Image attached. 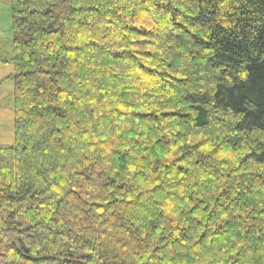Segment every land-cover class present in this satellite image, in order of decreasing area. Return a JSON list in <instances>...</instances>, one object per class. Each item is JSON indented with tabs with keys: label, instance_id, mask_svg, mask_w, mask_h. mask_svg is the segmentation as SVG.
Wrapping results in <instances>:
<instances>
[{
	"label": "trees",
	"instance_id": "16d2710c",
	"mask_svg": "<svg viewBox=\"0 0 264 264\" xmlns=\"http://www.w3.org/2000/svg\"><path fill=\"white\" fill-rule=\"evenodd\" d=\"M9 4L0 264H264V0Z\"/></svg>",
	"mask_w": 264,
	"mask_h": 264
},
{
	"label": "rangeland",
	"instance_id": "374dc122",
	"mask_svg": "<svg viewBox=\"0 0 264 264\" xmlns=\"http://www.w3.org/2000/svg\"><path fill=\"white\" fill-rule=\"evenodd\" d=\"M12 39V14L9 0L0 2V41ZM14 67L0 65V145L14 144L15 115L13 108L5 107L14 89ZM4 105V106H3Z\"/></svg>",
	"mask_w": 264,
	"mask_h": 264
}]
</instances>
